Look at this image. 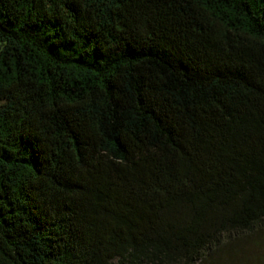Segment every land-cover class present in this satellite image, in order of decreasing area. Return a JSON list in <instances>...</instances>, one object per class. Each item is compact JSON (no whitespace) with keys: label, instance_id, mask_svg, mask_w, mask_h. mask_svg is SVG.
I'll return each mask as SVG.
<instances>
[{"label":"trees","instance_id":"1","mask_svg":"<svg viewBox=\"0 0 264 264\" xmlns=\"http://www.w3.org/2000/svg\"><path fill=\"white\" fill-rule=\"evenodd\" d=\"M0 264H264V0H0Z\"/></svg>","mask_w":264,"mask_h":264}]
</instances>
